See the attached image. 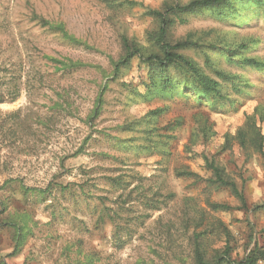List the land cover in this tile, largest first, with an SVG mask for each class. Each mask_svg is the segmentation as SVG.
<instances>
[{"label": "rangeland", "instance_id": "rangeland-1", "mask_svg": "<svg viewBox=\"0 0 264 264\" xmlns=\"http://www.w3.org/2000/svg\"><path fill=\"white\" fill-rule=\"evenodd\" d=\"M190 1L0 0V262L191 264L193 235L201 232L208 256L228 247L237 261L254 246L264 250V71L218 52H182L241 78L236 92L211 74L233 102L215 110L186 99L176 84L163 89L158 74L151 83L148 65L135 58L113 73L122 37L151 48L160 20L150 12ZM166 17L171 43L223 34L249 43L245 56L264 61L259 16ZM14 79L21 91L11 102ZM250 125L263 136L262 154L240 145L238 133L250 134ZM204 158L223 169L244 205L228 188L207 184ZM182 171L199 179L179 177ZM114 211L120 234L131 235L121 250L112 246L111 226H93L101 212ZM16 227L24 234L17 251Z\"/></svg>", "mask_w": 264, "mask_h": 264}, {"label": "trees", "instance_id": "trees-1", "mask_svg": "<svg viewBox=\"0 0 264 264\" xmlns=\"http://www.w3.org/2000/svg\"><path fill=\"white\" fill-rule=\"evenodd\" d=\"M203 11H211L217 16L232 18L234 21L257 16L264 20V0H191L185 5L173 3L172 5L166 6L163 13L151 11L150 14L160 20V27L157 34L150 36L152 40L151 48L150 46L148 49L142 48L134 41H128L125 37H122L123 55L118 62L113 65V73L117 74L120 69L129 67L132 60L135 58L148 65L151 71L148 74L151 83L155 81L154 75L158 74L160 87H163V89L170 88L173 84H176V89L182 90L183 94L186 95V99H190L192 96L198 106H207L214 110L216 104H219L221 108L226 104L231 106L233 103L232 100L228 99V95L220 91L219 83L213 79L211 74L215 76L217 80L228 83L236 92L239 91L238 83L242 82L241 78L239 76L228 75L224 71L216 69L209 58H205L206 66L201 67L195 60L184 56L182 52L187 50L218 52L222 54L229 63H234L242 68L250 67L258 71H264V61L245 56L244 51L248 50L249 43L237 40L229 41L223 34H218L217 37L207 40L208 42L202 41V38H194L192 35L172 43L167 40V28L173 23L166 17L167 14H172L175 18L179 19L180 16L201 13ZM32 20L41 23L38 18H32ZM179 21L182 22L183 20ZM44 25L46 26L48 24H43V26ZM48 27V29L52 28L51 25ZM53 28L61 31L63 36L66 37L61 26H55ZM44 58L48 59L53 64H60L62 67L64 65L63 62L54 58L45 56ZM169 71L175 73L176 80H173L172 77L170 78L168 74ZM205 71H208L209 75ZM20 91V84L17 79H14V98L11 99V102H15L18 99ZM207 103L211 105L208 106ZM153 113H159V110H155ZM263 117H260V120H262ZM254 118L255 114L249 117L248 121ZM249 129L251 130L250 134L239 131L238 138L240 145L242 147H246L247 145L257 153L262 154L261 145L263 136L256 132V130H253V125H250ZM203 131L204 134H206V130L204 129ZM204 162L207 170L211 173V178L206 181L207 184L209 186L213 185L215 189L228 188L241 204L244 205L242 194L237 191L233 182L226 179L223 169H220L206 158H204ZM177 175L179 177L185 176L187 178H195L196 180L199 179L195 174L187 171L179 172ZM111 181L112 183L119 184L118 179ZM208 207L214 211L222 209V207L217 204H208ZM116 216L117 212L115 211L112 215L101 212L94 221L93 226L97 230L103 228L105 225L111 226L113 228L110 236L112 246L116 250H121L126 246L131 235L128 232L124 235L120 234L121 225L117 224L115 220ZM207 228L212 229L211 224L208 225ZM220 231L224 233L226 230L219 229L218 232ZM15 233V251H17L18 248L21 247L24 234L21 227H16ZM204 236V232L193 235L191 264H258L259 262L264 264V250L257 248V246H254L243 259L237 261L230 258V250L228 247L224 248L221 255L215 252L213 256H208L200 248V243ZM89 258L91 257L85 259V263L81 264H91ZM0 264L5 263L0 262Z\"/></svg>", "mask_w": 264, "mask_h": 264}]
</instances>
